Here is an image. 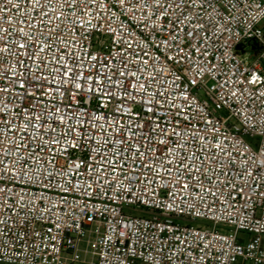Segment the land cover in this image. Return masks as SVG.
I'll use <instances>...</instances> for the list:
<instances>
[{"label":"built area","instance_id":"1","mask_svg":"<svg viewBox=\"0 0 264 264\" xmlns=\"http://www.w3.org/2000/svg\"><path fill=\"white\" fill-rule=\"evenodd\" d=\"M262 23L264 0H0V263L264 264Z\"/></svg>","mask_w":264,"mask_h":264},{"label":"snow or ice","instance_id":"2","mask_svg":"<svg viewBox=\"0 0 264 264\" xmlns=\"http://www.w3.org/2000/svg\"><path fill=\"white\" fill-rule=\"evenodd\" d=\"M8 2L11 3V0H8ZM49 2H50V0H49ZM91 2H92V3H95L96 0H91ZM34 3L37 4V5H39V4H41V0H34ZM63 3L71 5L72 8L74 9V7L78 6L79 0H63ZM154 3H155L158 7L160 6V0H154ZM168 7H180V4H170V5H168ZM41 11H42V14H43V15H48V12L44 11L43 8L41 9ZM75 26H76V25H75V23H74V24H73V27H75ZM3 31H4L5 33H7V30H6V29H4ZM21 31H22V30H21ZM27 38H28V39H31L30 36L27 37ZM50 38H51V37H50ZM18 47L21 48V49H24V48L26 47V45H25V44H19ZM6 51H8L7 47L0 48V52H6ZM33 55H35V53H33ZM144 63L147 64V61H144ZM132 75L135 76L136 73H133ZM4 79L7 80L8 77H7V76H4ZM22 86H23V84H21V87H22ZM77 87H79V85H77ZM143 87H144V85H141V88H143ZM5 90H6V89H0V91H5ZM148 110H149V111H153V109H151V108H149ZM33 119H38V117H37V118H33ZM5 123H7V121H5ZM163 131H167V130L164 129ZM178 147H183V146H182V145H178ZM13 150H15V149L13 148ZM141 155H143V153H141ZM185 167H187V165H185ZM185 187H187V185H185Z\"/></svg>","mask_w":264,"mask_h":264},{"label":"rangeland","instance_id":"3","mask_svg":"<svg viewBox=\"0 0 264 264\" xmlns=\"http://www.w3.org/2000/svg\"><path fill=\"white\" fill-rule=\"evenodd\" d=\"M260 27L262 29H264V24L262 23L260 25ZM221 114L224 115V116H227V112L226 111H222ZM197 222H198V224H205V226H210L211 225L209 222L202 221V220H198ZM219 228H223V227L219 226ZM226 230H228V229H226ZM262 245L264 247V236L262 237ZM0 264H7V263H0ZM80 264H82V263H80Z\"/></svg>","mask_w":264,"mask_h":264}]
</instances>
